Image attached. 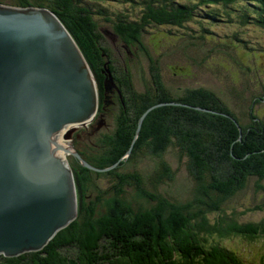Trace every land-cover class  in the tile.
<instances>
[{
  "label": "trees",
  "instance_id": "obj_1",
  "mask_svg": "<svg viewBox=\"0 0 264 264\" xmlns=\"http://www.w3.org/2000/svg\"><path fill=\"white\" fill-rule=\"evenodd\" d=\"M0 3L44 7L58 17L95 79L98 115L104 113L105 106L102 74L105 65L120 91L112 93L116 94L111 99V104L116 105L111 107L116 108L113 129L77 140L79 155L95 168H110L120 161L116 167L102 171L114 179L112 196L105 199L106 192L97 191L87 201L91 179L94 176L96 181L102 172H92L71 158L78 202L76 219L40 251L13 258L0 256V264H245L235 252L223 247L221 241L239 237L251 243L258 240L264 243V219L240 224L235 214H226L221 206L245 188L250 178L256 181L255 191L264 193V185L260 183L264 181V120L254 117L251 108L264 97L253 99L248 123L242 124L212 91L199 88L172 95L163 86L159 68L142 43V33L148 26L183 29L194 20L199 26L198 33L203 35L210 22L224 21L221 18L264 29V0H142L136 18L115 17V14L112 17L104 9L92 7L88 0H8L6 3L0 0ZM92 15L113 24L115 35L128 52L140 48L142 56L148 58L151 80L143 82L141 90L134 86L128 70L103 46ZM155 105L163 106L148 112L135 138L141 116ZM134 138L131 153L125 157ZM171 146L178 149L179 159L185 158L187 171L196 181L191 200L163 199L144 188L146 180L139 173L120 171L125 163L144 153L161 159ZM157 168L154 183L149 181L153 191L163 181L171 182L174 178V172L163 161ZM126 187H132L138 198L153 204L140 210L134 208L135 200L126 198ZM101 205H107L103 213L99 212ZM261 208L264 204L255 209ZM213 212L217 217L210 222L209 214ZM258 258L264 264V254Z\"/></svg>",
  "mask_w": 264,
  "mask_h": 264
},
{
  "label": "water",
  "instance_id": "obj_2",
  "mask_svg": "<svg viewBox=\"0 0 264 264\" xmlns=\"http://www.w3.org/2000/svg\"><path fill=\"white\" fill-rule=\"evenodd\" d=\"M113 86L108 71L104 90ZM158 106L163 105L141 116L135 138ZM98 110L89 65L57 16L43 7L0 4V256L40 251L76 219L77 192L67 157L93 172L120 162L95 168L70 144Z\"/></svg>",
  "mask_w": 264,
  "mask_h": 264
},
{
  "label": "rangeland",
  "instance_id": "obj_3",
  "mask_svg": "<svg viewBox=\"0 0 264 264\" xmlns=\"http://www.w3.org/2000/svg\"><path fill=\"white\" fill-rule=\"evenodd\" d=\"M3 1L8 2V0ZM141 2L142 0H88L92 7L104 9L112 17L115 14V17L125 15L129 18L139 16ZM92 16L103 38V46L111 52L121 67L128 70L134 86L141 90L143 82L149 83L151 80L148 58L142 56L140 48L129 49L131 53L128 52L115 35L113 24L106 22L101 16ZM221 19V21L210 22L211 24L206 27L207 33L203 35L198 33L199 26L194 20L183 29L148 26L142 33V43L147 48L151 59L156 62L159 68L158 75L169 93L179 95L184 91L199 88L212 91L222 99L242 124H247L249 107L253 104V99L264 97V29L251 24L240 25L237 21L225 22V18ZM103 71L104 78L106 79V76L108 78L107 65L104 66ZM118 89L114 82L111 92H106L108 94H106L107 97L105 96L104 113L97 115L95 121L84 131L88 132L92 129L90 133L92 135L113 129L116 108L111 109V107L116 105L111 104V99L116 96ZM113 90L116 94L112 95ZM261 100L253 104L251 108L254 117L264 120V99L261 98ZM101 115L103 117H100ZM77 140H81V137ZM75 145L77 148L76 141ZM177 150L172 146L169 147L161 159L152 157L149 153L141 154L136 160L125 163L120 171L139 173L146 180L144 188L163 199L177 202L191 200L196 181L187 171L185 158L179 159ZM67 159L71 160L68 157ZM160 161L171 168L174 178L171 182L163 181L153 191L149 181L154 183ZM103 173L105 172H102L96 181L93 180L94 176L91 179L92 186L86 192L87 201L92 199L97 191L106 192L103 195L105 199L112 196L110 194L114 179ZM254 182H256L255 179L250 178L245 188L237 191L221 206L226 214L231 212L235 214L240 224L258 223L264 219V208L255 209L264 204V193L255 191ZM260 183L264 185V181ZM125 195L127 199L135 200L132 206L138 210L141 207L149 208L153 204L138 198L132 187L125 188ZM106 208L107 205L99 206V212H105ZM216 217V212L210 213V222H213ZM221 245L235 252L245 264H260L258 256L264 254V243L261 240L251 243L239 237H232L223 239ZM254 256L257 258L253 259Z\"/></svg>",
  "mask_w": 264,
  "mask_h": 264
},
{
  "label": "flooded vegetation",
  "instance_id": "obj_4",
  "mask_svg": "<svg viewBox=\"0 0 264 264\" xmlns=\"http://www.w3.org/2000/svg\"><path fill=\"white\" fill-rule=\"evenodd\" d=\"M100 117H103V116L101 115ZM94 121H95V120H93L91 123H93ZM91 123H90V124H91ZM85 128H86V127L79 128L78 130H76V132H75V133L73 134V136H72V141H71V143H70L72 146L76 147V145H75V141H76V143H77V145H78L77 148H79V150H80V143L77 141V139L80 138V137H82V136H84V135H90V133L92 132V129L88 130V132L84 131ZM79 134L81 135L80 137H79ZM83 134H84V135H83ZM73 138H74V140H73ZM77 150H78V149H77Z\"/></svg>",
  "mask_w": 264,
  "mask_h": 264
},
{
  "label": "bare ground",
  "instance_id": "obj_5",
  "mask_svg": "<svg viewBox=\"0 0 264 264\" xmlns=\"http://www.w3.org/2000/svg\"><path fill=\"white\" fill-rule=\"evenodd\" d=\"M57 18H58V17H57ZM102 72H104V71H102ZM110 76H111V75H110ZM106 78H107V76H106ZM104 79H105V78H104ZM110 90H112V87H110L108 90H106L105 93H106V92H109ZM110 92H111V91H110ZM106 94H108V93H106ZM106 97H107V96H106Z\"/></svg>",
  "mask_w": 264,
  "mask_h": 264
},
{
  "label": "clouds",
  "instance_id": "obj_6",
  "mask_svg": "<svg viewBox=\"0 0 264 264\" xmlns=\"http://www.w3.org/2000/svg\"><path fill=\"white\" fill-rule=\"evenodd\" d=\"M0 4H1V3H0ZM3 5H5V4H3ZM8 6H11V5H8ZM12 7H16V6H12ZM43 8H44V7H43ZM97 115H98V114H97ZM97 115H96V116H97ZM95 118H96V117H95ZM87 126H88V125H87ZM87 126H86V127H87ZM70 143H71V142H70ZM74 148L77 150L76 147H74Z\"/></svg>",
  "mask_w": 264,
  "mask_h": 264
}]
</instances>
